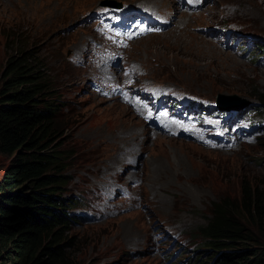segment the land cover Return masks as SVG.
<instances>
[{"label": "rangeland", "instance_id": "374dc122", "mask_svg": "<svg viewBox=\"0 0 264 264\" xmlns=\"http://www.w3.org/2000/svg\"><path fill=\"white\" fill-rule=\"evenodd\" d=\"M104 1L120 6L100 4ZM124 1L129 4V0H0V72L10 35L17 30L20 39L36 50L44 65L42 74L64 100L56 115L61 133L54 142L64 157L62 193L76 199L71 211L81 217L69 231L76 236L68 249L75 264H207L213 251L202 255L199 246L210 202L225 192L237 193L242 177L264 181V107L189 108L194 112L179 118L187 127L182 132L173 136L152 128L146 138L147 119L141 114V121L127 100L142 103L147 113L156 112L159 105L173 113L186 99L170 96L172 88L200 99L217 97L227 104H243L240 99H246L257 104L255 90L264 88V0H200L190 16H181L180 6L174 5V18L183 17L186 25L182 21L170 33L153 34L160 23L136 20L135 31L145 35L122 47L124 58L117 53L98 68L123 69L111 96L89 83L91 77L74 65L73 54L92 49L87 41L91 24L103 21L87 18V11L96 10L94 5L121 8ZM153 1L161 16L166 15L171 2ZM60 2V9H55ZM184 26L188 33L181 43L170 42L175 34L182 35ZM137 83L164 85L151 87L153 94H162L160 101L140 92ZM174 100L178 108L172 105ZM192 131L198 138L191 137ZM126 134L134 142L127 140L116 148V141ZM120 152L126 156L114 165ZM9 157L0 153V174Z\"/></svg>", "mask_w": 264, "mask_h": 264}, {"label": "trees", "instance_id": "16d2710c", "mask_svg": "<svg viewBox=\"0 0 264 264\" xmlns=\"http://www.w3.org/2000/svg\"><path fill=\"white\" fill-rule=\"evenodd\" d=\"M10 36L0 72V153L10 156L0 174V264H75L76 199L62 193L64 157L54 142L64 100L36 50L17 30ZM255 97L262 109L264 88ZM238 182L237 193L210 202L200 226L202 255L214 254L207 264H264V181Z\"/></svg>", "mask_w": 264, "mask_h": 264}, {"label": "bare ground", "instance_id": "6f19581e", "mask_svg": "<svg viewBox=\"0 0 264 264\" xmlns=\"http://www.w3.org/2000/svg\"><path fill=\"white\" fill-rule=\"evenodd\" d=\"M169 1L171 3H173V5H171V3H170V4L167 5V8L165 7L167 13L164 16H161L160 10L156 7V4H155V2L153 0L152 1H148V2H147V0H129V4L124 1V4H126V5L122 4L121 8H114V9H112V8L107 9V7H104V6L98 5L99 7H97L96 5H94L96 10L92 9L90 11H87L86 16H87V18H98V19L106 20V19L109 18V14H113V13H115L117 11H120L123 14L127 15L128 19L130 21L132 20V18H135V17H140V18H144V19L148 18V20H150V22L151 21L162 20V23H161L162 26L159 27L158 29H156L153 32V34L162 33L165 30H167V32L170 33L172 29H174V28H176L177 26L180 25V22L182 23V21H184L183 17L181 19H179L178 21H176V19L174 18V13H175L174 5H179L180 6L179 9H178V13H180L181 16H183V15H189L190 16L192 14L191 13V7L198 6V4H197V0H169ZM211 1H213V0H211ZM233 1H237V0H233ZM104 2L108 3V2H112V1H104ZM151 2H153V3H151ZM60 6H62L61 2L55 7V9L59 10ZM26 8L27 7H25L24 9H26ZM145 9H146V12L144 11ZM80 11H81V9H80ZM87 18H86V20H87ZM175 23H177V25H174ZM185 25H186V22H185ZM91 28H92V30L90 31V35H89L90 40L87 39V41H89L92 44L93 47H92V49H91V47L83 48L81 52H79L77 54L75 53V55L73 54V57H74V60H75L74 65L75 64L79 65L78 67H81L82 70L84 69V73L83 74H85L86 76H90L91 78H94L96 80H99L100 82H103L104 80H106V81H121L122 80V76L121 75L123 73V70H122L121 67H108V65H107L105 72H100L98 70V68L102 64H104V63L107 64L105 59L108 58V56H109L110 60L112 59V56H110L111 53H113V55L118 53L117 52V48H115V40L106 31L102 30L101 24L95 22V23L91 24ZM187 30L188 29L184 26V31L182 32V35L179 38H177L176 36H178V34H175V36L171 37V41L170 42L175 43L176 39H178V42L181 43L180 41L185 36L183 34L185 33L187 35V33H188ZM97 36L100 37V39ZM139 38H141V36H139ZM134 40H136V39H134ZM90 52L92 54L91 57H89L87 55ZM91 58H95L96 61L93 59V61L91 63H89L88 61ZM139 59H140V57H139ZM91 71L92 72L96 71V74L94 75V77L89 75V73ZM130 93H132V92H130ZM128 99L131 100V101L127 100L128 104L130 105L129 107H130L131 111L141 118V114L146 112L145 111V106H143L142 103L134 101L130 97ZM224 104H227V103H224ZM229 105H231V104H229ZM140 120L142 121V118ZM158 121L160 123H162V124H168L169 123L168 120H166L163 117H160L158 119ZM147 122H148V124H146V138H148L151 135V133H152L151 124L154 123L152 120L147 121ZM144 126H145V124H144ZM121 131L124 132L125 130H121ZM132 132H134V131H132ZM132 132L130 134H132ZM127 133H128V131H127ZM212 133L213 132H211V134ZM191 135H193L191 137L198 138L194 134L193 131L191 132ZM128 136L129 135L121 136V140L122 141L121 142L116 141V143L114 144L116 146V148L119 147L120 145H121V147H123L124 144L127 142V140L130 141V142H134L133 138H129L132 135L129 136V137ZM117 137H119V136H117ZM121 152H120V154H122V156L119 153H117L114 156V158H113L114 159V165L115 164L118 165V164L122 163L121 161H123V159L125 158L126 154L121 153ZM130 158H128V159H130ZM153 168H156V167L153 166ZM134 180L136 181V184L138 186V180L136 178ZM142 195L143 194L140 193V198L141 199H142ZM138 200L140 201V199H138Z\"/></svg>", "mask_w": 264, "mask_h": 264}, {"label": "water", "instance_id": "95a60500", "mask_svg": "<svg viewBox=\"0 0 264 264\" xmlns=\"http://www.w3.org/2000/svg\"><path fill=\"white\" fill-rule=\"evenodd\" d=\"M102 3H104V4H111V5H114V6H117L118 5V2H116V1H112V2H102ZM235 98H233V99H236V98H238V96H234ZM244 104H246V103H248V101L246 100V99H240ZM215 101H216V105H217V107H220V108H225V109H228V107H230V106H239L241 103H234V104H231V105H229V104H224L223 103V101L222 100H220V99H218L217 97L215 98ZM239 104V105H238Z\"/></svg>", "mask_w": 264, "mask_h": 264}]
</instances>
